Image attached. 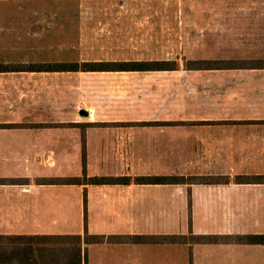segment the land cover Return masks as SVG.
<instances>
[{"label":"crops","instance_id":"crops-1","mask_svg":"<svg viewBox=\"0 0 264 264\" xmlns=\"http://www.w3.org/2000/svg\"><path fill=\"white\" fill-rule=\"evenodd\" d=\"M54 3L81 9L84 23L112 10L117 29L129 33L118 35L110 59L0 56V224L7 225L0 235L50 237L41 248L80 247L82 264H264V244L234 238L264 234V182L249 179L264 175V26H244L264 13V0ZM39 27L42 50L62 39L46 31L66 28ZM84 61L164 66L5 70ZM154 175L221 180L135 181ZM94 176L131 181H85ZM86 234L161 240L93 242ZM200 235L215 240L193 238Z\"/></svg>","mask_w":264,"mask_h":264},{"label":"rangeland","instance_id":"rangeland-1","mask_svg":"<svg viewBox=\"0 0 264 264\" xmlns=\"http://www.w3.org/2000/svg\"><path fill=\"white\" fill-rule=\"evenodd\" d=\"M55 0H0V56H14L19 59L33 58L35 55L47 57H73V59L86 58H114L119 47L118 35L129 33L119 31L118 17L112 10H108L105 16H95L89 23H84L86 17L81 9L71 10ZM254 18L253 15L245 17ZM256 21L244 26H264V13L260 10ZM247 23V22H246ZM64 26L58 32L46 31L54 34L47 38L51 41L58 37L61 41H55V47L42 50L41 42L36 38L41 34L40 27ZM242 26V25H241ZM35 35V36H34ZM65 44L60 48L57 45ZM38 46V47H37ZM66 46V47H65ZM73 46V47H71ZM73 48V49H72ZM119 56V55H118ZM37 168L32 167V171ZM66 166H58V170H65ZM38 171V170H37ZM56 171L50 169V173ZM3 229L6 224H0Z\"/></svg>","mask_w":264,"mask_h":264},{"label":"trees","instance_id":"trees-1","mask_svg":"<svg viewBox=\"0 0 264 264\" xmlns=\"http://www.w3.org/2000/svg\"><path fill=\"white\" fill-rule=\"evenodd\" d=\"M164 63L160 62H141V61H84V62H33L25 64L11 63L5 65V70H26V71H106V70H147L152 67H162ZM225 182L228 178H222ZM238 182H243L246 177L240 176L236 178ZM252 181L264 182V175H255L250 177ZM79 178L70 179L75 183ZM220 177L217 176H190L183 175H154V176H137L135 181L138 183H211L219 182ZM85 181L91 183H128L131 177H99L94 176L90 178L85 177ZM86 241L103 242L119 241L118 239L127 242H156L161 239L158 236H144L136 235L131 237L105 236L99 235H85ZM189 236H170L169 241L175 243L187 242ZM46 236L40 235H0V264H82V250L68 249L63 247H47L41 248L39 246L42 241H46ZM197 241L211 242L213 236H194ZM191 238V239H193ZM235 240L252 243L264 244V234H249L236 235ZM81 242V236H78ZM166 239V238H165Z\"/></svg>","mask_w":264,"mask_h":264}]
</instances>
